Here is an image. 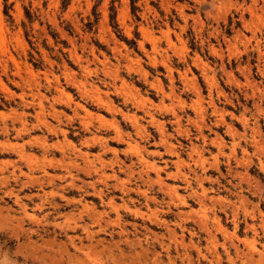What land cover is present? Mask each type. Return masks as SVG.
Returning a JSON list of instances; mask_svg holds the SVG:
<instances>
[{"label":"clouds","instance_id":"obj_1","mask_svg":"<svg viewBox=\"0 0 264 264\" xmlns=\"http://www.w3.org/2000/svg\"><path fill=\"white\" fill-rule=\"evenodd\" d=\"M0 264H264V0H0Z\"/></svg>","mask_w":264,"mask_h":264}]
</instances>
